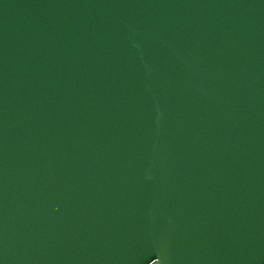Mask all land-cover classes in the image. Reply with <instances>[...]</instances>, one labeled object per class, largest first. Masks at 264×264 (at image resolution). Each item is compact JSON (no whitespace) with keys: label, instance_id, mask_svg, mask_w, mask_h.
Masks as SVG:
<instances>
[{"label":"water","instance_id":"1","mask_svg":"<svg viewBox=\"0 0 264 264\" xmlns=\"http://www.w3.org/2000/svg\"><path fill=\"white\" fill-rule=\"evenodd\" d=\"M0 264H264V0H0Z\"/></svg>","mask_w":264,"mask_h":264}]
</instances>
